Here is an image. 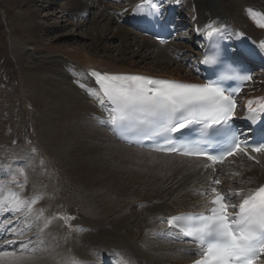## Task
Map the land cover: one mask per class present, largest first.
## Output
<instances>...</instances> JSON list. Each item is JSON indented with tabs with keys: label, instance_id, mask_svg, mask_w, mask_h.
Wrapping results in <instances>:
<instances>
[{
	"label": "bare ground",
	"instance_id": "6f19581e",
	"mask_svg": "<svg viewBox=\"0 0 264 264\" xmlns=\"http://www.w3.org/2000/svg\"><path fill=\"white\" fill-rule=\"evenodd\" d=\"M141 1L127 0L122 6L111 7L103 0H90L91 10L98 8L102 11L95 22L101 27L93 25L88 36L91 43L88 44L64 47H57L54 41L45 44L35 38L38 35L36 29L31 30V35L24 36L27 39L10 40L11 51L19 64L41 74L37 79V90H41L42 104L47 106L45 111L50 122L53 121L51 129L57 136L59 147L61 144L65 147L69 171L78 193L93 212L91 217L76 220L68 238L59 239L53 233L58 224L48 210V198L36 196L25 202L17 195L16 188H0V204L19 206L18 217H22L20 214L25 211L33 218V225L32 222L22 225L15 232L13 241L21 242L19 245L24 243L26 247L33 239L40 244L27 248L15 259H0L2 264H124L125 261L127 264H190L197 259L193 246L162 238L166 232L163 219L204 209L209 198L201 193L214 177L221 180L218 190L243 189L245 194L264 184V154L238 153L230 159L239 157L235 165L227 169L223 168L224 165L215 168L203 160L127 147L115 141L106 129V132L102 131L96 128L98 124L94 127L89 123L93 122L91 115L96 116L101 124L105 117L104 104L95 107L92 98L80 88L81 85L84 88L93 86L87 76L90 69L112 74L194 80L183 62L174 58V55L183 53L185 47L160 46L118 24L130 8ZM180 4L191 10L197 41L214 28H225L234 45L241 40L257 42L264 37V27H261L264 25V0H181ZM60 10L59 18H65L80 11L86 13L89 8L80 0H67ZM182 25L179 21L180 30ZM109 31L113 35L111 40H121L116 55L111 54V46L107 43L111 40L105 38ZM134 46L137 52L131 50ZM198 54L197 51L188 54L183 61L201 56ZM258 76L259 79L251 82L244 94L260 102L264 98V72ZM95 138L104 141L98 143ZM250 156L254 158L250 159ZM116 160L161 171L147 183L140 178L126 181L122 180L121 174L125 169L113 165ZM133 185L145 186L143 190L127 193L125 186ZM137 192L139 194L135 195ZM133 197L137 198L133 204L126 202V198ZM32 200L36 202L29 212L27 205ZM19 201L24 204L20 205ZM233 202H239V198ZM31 225L35 226L34 231L23 237V232ZM104 256L107 259L101 261Z\"/></svg>",
	"mask_w": 264,
	"mask_h": 264
},
{
	"label": "snow or ice",
	"instance_id": "6c2138e0",
	"mask_svg": "<svg viewBox=\"0 0 264 264\" xmlns=\"http://www.w3.org/2000/svg\"><path fill=\"white\" fill-rule=\"evenodd\" d=\"M260 48L264 50V42H261ZM204 62L209 61L206 58ZM90 75L95 78L98 91H90L89 95L101 104L110 103L113 106L110 112L113 128L120 133L137 132L146 140L163 137L164 144L155 147V151L204 156L212 165L222 163L226 156L247 154L249 148L253 153L264 154V140L250 145L246 140L229 135V122L235 115L236 102L233 95L226 94L218 83H184L142 75L100 72ZM240 79L250 80L251 77L242 76ZM239 90L236 88L233 91L238 93ZM252 103L249 101L246 118L255 121L258 113L264 112V102L257 101V107H252ZM194 125L200 126L203 135L223 131L228 141L224 152L210 155L198 147H178L173 143L170 134L180 133ZM220 184L221 180L214 177L205 192L201 193L209 198L205 204L207 214L174 216L167 220V224L179 228L184 236L191 238L193 253L199 256L194 264H260L264 256V185L245 194L243 189L218 190L216 186ZM233 198H239V203H232ZM35 202L28 203L29 212ZM19 203L24 204L23 201ZM237 207L238 211L235 210ZM6 210L19 211L20 207ZM61 219L67 224L72 217L62 216ZM9 223L11 221H5L0 227L6 229ZM8 243L11 245L15 241ZM25 250L26 245L22 244L21 252ZM17 256L15 250H0V259H15Z\"/></svg>",
	"mask_w": 264,
	"mask_h": 264
},
{
	"label": "rangeland",
	"instance_id": "374dc122",
	"mask_svg": "<svg viewBox=\"0 0 264 264\" xmlns=\"http://www.w3.org/2000/svg\"><path fill=\"white\" fill-rule=\"evenodd\" d=\"M80 1L89 8L87 16L82 17L83 14L80 13H84V11H80L73 16L59 18L60 7L67 0H0V174L5 177L3 183L9 186L0 188L16 187L17 194L25 202L36 198V196L48 198L50 203L48 210L51 211L53 220L58 224L53 229V233L59 239L68 238L73 233L72 229L76 220L79 217H91L93 210L86 199L78 193L77 184L73 182L69 171L70 163L65 153V147L62 144L59 147L57 136L51 129L53 121L50 122L45 111L47 106L42 104L39 94L41 90H37V79L41 74L19 64L18 58L11 51L10 40L12 38L27 39L24 36L31 35V30L33 32V29H36L38 35H35V38L45 44L54 41L52 43L57 47H64L72 44L91 43L88 40L89 31L94 28V24L101 25L95 22L99 20L97 16L102 10L100 11L98 8L91 10L90 0ZM126 1L109 4L111 7L122 6L126 4ZM181 13L182 28L185 32H189L188 36L190 37L194 34L193 29H195L191 10L183 6ZM32 24L34 25L32 26ZM118 24L124 26L121 22ZM113 27L111 30H114ZM108 34L109 36L105 38L111 40L112 31H109ZM107 43L111 46V54L116 55L121 40L114 38ZM175 45L178 48L180 46V49L185 47L183 49L188 53H185L184 58L186 55L196 52L191 46ZM131 50L138 51L135 46ZM258 75L255 81L259 79ZM58 82L60 83V80ZM93 122L95 123L94 119ZM93 122L91 120L89 123L96 127L97 123L94 125ZM98 126L96 128L105 131L104 128ZM94 140L99 141L98 143L104 141L97 138ZM238 159L239 157L230 160L232 163L224 165L223 168L227 169L235 165ZM122 162L116 160L113 165L119 166L121 170L125 169L121 174L123 173L122 180L126 181L128 178H130L129 181L131 178H140L146 182L159 175L161 171L154 168H140L139 165L136 167L134 164L132 166L127 162L122 164ZM134 173L138 176H135ZM133 186H125V191L129 193L133 190H143L145 185L141 187L142 189L138 185ZM40 189L43 192H40ZM134 194L138 195L139 192ZM136 199L134 197L126 198V202L133 204ZM62 216H69L72 219L66 224L61 219ZM26 221L27 223L23 225L32 222V216H27ZM31 224L33 225V222ZM32 225L29 226L30 229L28 227L23 232H26L25 237L30 236L34 231L35 226ZM28 245L33 248L40 244L33 239Z\"/></svg>",
	"mask_w": 264,
	"mask_h": 264
}]
</instances>
